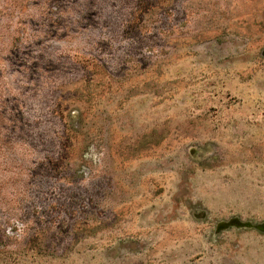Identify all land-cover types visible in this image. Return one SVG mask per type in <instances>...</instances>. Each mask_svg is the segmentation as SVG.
Returning <instances> with one entry per match:
<instances>
[{
	"label": "rangeland",
	"instance_id": "obj_1",
	"mask_svg": "<svg viewBox=\"0 0 264 264\" xmlns=\"http://www.w3.org/2000/svg\"><path fill=\"white\" fill-rule=\"evenodd\" d=\"M264 0H0V264H264Z\"/></svg>",
	"mask_w": 264,
	"mask_h": 264
},
{
	"label": "water",
	"instance_id": "obj_2",
	"mask_svg": "<svg viewBox=\"0 0 264 264\" xmlns=\"http://www.w3.org/2000/svg\"><path fill=\"white\" fill-rule=\"evenodd\" d=\"M260 228L264 229V224L262 226H260Z\"/></svg>",
	"mask_w": 264,
	"mask_h": 264
}]
</instances>
